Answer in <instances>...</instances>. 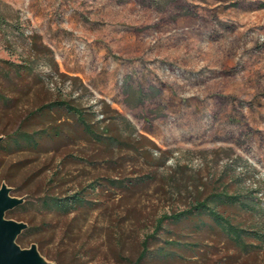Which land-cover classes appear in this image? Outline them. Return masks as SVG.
I'll list each match as a JSON object with an SVG mask.
<instances>
[{
	"label": "rangeland",
	"instance_id": "obj_1",
	"mask_svg": "<svg viewBox=\"0 0 264 264\" xmlns=\"http://www.w3.org/2000/svg\"><path fill=\"white\" fill-rule=\"evenodd\" d=\"M57 99L96 134L39 111ZM19 127L49 132L19 147ZM0 135L7 216L58 264H134L146 237L138 264H264V0H0ZM204 200L240 239L208 212L155 232Z\"/></svg>",
	"mask_w": 264,
	"mask_h": 264
},
{
	"label": "trees",
	"instance_id": "obj_2",
	"mask_svg": "<svg viewBox=\"0 0 264 264\" xmlns=\"http://www.w3.org/2000/svg\"><path fill=\"white\" fill-rule=\"evenodd\" d=\"M63 106H66V108L69 111H72V112L77 114L79 120L82 122V124L84 125V127L88 133H91L93 136H94V134H96V131L88 124V122L86 121V119L84 117V114L80 111V109L77 106L72 105V104H70L64 100L61 101V100L57 99V100L51 101L48 104H44L43 106H41L39 108V111H43L45 108L53 110V109L63 107ZM48 132L49 131H47V130H44L41 132L40 131L31 132V131H27V130H24L21 127H19L17 130H15L13 132L12 135L7 136V139L8 138L13 139L19 147H22L24 143H26L29 146H39L40 138L42 137V135L44 133H48ZM3 140H4V138L0 141V144L3 143ZM227 196L231 200L236 199L239 202H241V204H244V206H248V205H246V203H243L241 201V199L235 195H227ZM216 198L217 199L221 198V194L215 195L213 200H216ZM85 201H86L85 198L79 192H76V193H73V194L67 195V196H61V195L47 193V194L40 196L37 200V203L39 205H41L43 208L48 209V210H63L66 212H70V211L76 209L78 206L84 205ZM260 207H261L262 211H264V206L260 205ZM254 208H256V206H254ZM194 212H208L212 216V218L217 223L221 224L223 226V228L229 234L235 235L238 239H240L242 237L243 229L241 227L233 224L229 219L224 217L216 207L209 205L207 200L197 202L191 209H187V210L177 212L174 214L163 215L157 223V227H156L155 232H158L161 228H163V223L165 221H168V220L179 221L184 216L190 215ZM29 230L30 229H29V225H28L27 229H25L21 233V235L19 236L18 242L20 241V239H24L27 236V233ZM152 236L154 237L155 235L152 234ZM37 244L39 245L38 242H37ZM39 249L44 254V252L41 250L40 246H39ZM149 252H150L149 237H146L145 240L143 241L142 251H141L138 259L134 262V264H138L143 258H145L149 254ZM44 255L47 258H49L46 254H44ZM49 259H51V258H49ZM51 260H53V259H51ZM53 261H55V260H53Z\"/></svg>",
	"mask_w": 264,
	"mask_h": 264
},
{
	"label": "water",
	"instance_id": "obj_3",
	"mask_svg": "<svg viewBox=\"0 0 264 264\" xmlns=\"http://www.w3.org/2000/svg\"><path fill=\"white\" fill-rule=\"evenodd\" d=\"M4 138L0 135V141ZM7 182L0 187V264H57L47 258L37 242L24 247L18 242L28 223L7 216V213L25 202L24 196H15Z\"/></svg>",
	"mask_w": 264,
	"mask_h": 264
}]
</instances>
